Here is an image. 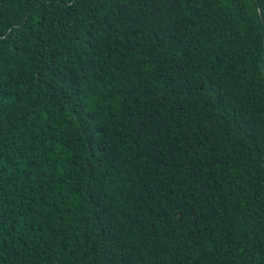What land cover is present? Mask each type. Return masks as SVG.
I'll use <instances>...</instances> for the list:
<instances>
[{
	"label": "trees",
	"instance_id": "obj_1",
	"mask_svg": "<svg viewBox=\"0 0 264 264\" xmlns=\"http://www.w3.org/2000/svg\"><path fill=\"white\" fill-rule=\"evenodd\" d=\"M0 264H264V0H0Z\"/></svg>",
	"mask_w": 264,
	"mask_h": 264
}]
</instances>
